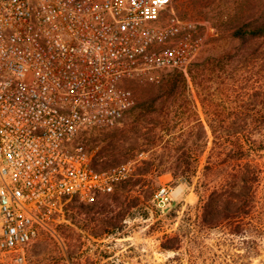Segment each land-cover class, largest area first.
<instances>
[{
    "label": "built area",
    "instance_id": "built-area-1",
    "mask_svg": "<svg viewBox=\"0 0 264 264\" xmlns=\"http://www.w3.org/2000/svg\"><path fill=\"white\" fill-rule=\"evenodd\" d=\"M170 4L0 0V264H25L64 201L93 205L134 176L135 162L102 167L81 138L135 105L129 82L186 72L205 49L213 30ZM172 196L162 186L152 202Z\"/></svg>",
    "mask_w": 264,
    "mask_h": 264
},
{
    "label": "rangeland",
    "instance_id": "rangeland-1",
    "mask_svg": "<svg viewBox=\"0 0 264 264\" xmlns=\"http://www.w3.org/2000/svg\"><path fill=\"white\" fill-rule=\"evenodd\" d=\"M261 4L262 0H171L168 12L181 19L206 24L200 27V31L206 28L213 30L205 49L191 63L194 65L202 63L208 57L232 53L240 44L232 36L234 28L243 19L256 16ZM189 68L190 66L186 72H182L187 79L188 88H180L178 91L170 118H201L204 121L206 117L201 107L204 93L192 83ZM174 72L162 73L160 81ZM160 84L131 81L127 86L134 93L135 104H140L156 97ZM205 84L209 86L211 93H217V84L213 80ZM260 88L253 91L248 88L246 94H261L264 83ZM244 92L246 91L239 87L229 99L235 100L239 93ZM247 97L245 95L244 99L247 100ZM242 98L237 99L240 105H243ZM188 100L195 101L196 110L190 108L186 103ZM224 100L228 102L223 95L215 98L217 104L225 106L219 109H226L220 117H235L229 115L227 109L230 105L223 103ZM254 100L257 106L252 107L253 112L248 116L264 118V102L260 98ZM132 113L126 112L111 128L90 130L82 136L81 141L100 166L108 167L132 161L135 162L136 172L143 167L142 161L152 157L159 164L164 150L141 146L142 141L136 139L133 132L143 124L136 122ZM149 118L156 117L153 113ZM262 133L264 134V129ZM178 135L179 132H173L171 137ZM210 146L211 143L207 151ZM139 154L142 156L139 157ZM260 156V163L263 164L264 151ZM172 165V162H167L161 172H155L150 179L153 191L166 186L173 192L172 200L164 208L156 207L150 199L145 208L132 211L133 215L125 219L120 231L98 237L95 235L94 222L90 220L94 209L91 210V206H81L78 202L69 203L59 219L52 224L53 232H43L31 243L25 264H264V212L244 219L245 232L237 236L229 234L222 227L208 230L196 227L199 215L197 178L190 183L184 178L174 179L167 170ZM259 196L264 198V180ZM175 235L181 237L178 251L163 249L165 238Z\"/></svg>",
    "mask_w": 264,
    "mask_h": 264
},
{
    "label": "trees",
    "instance_id": "trees-1",
    "mask_svg": "<svg viewBox=\"0 0 264 264\" xmlns=\"http://www.w3.org/2000/svg\"><path fill=\"white\" fill-rule=\"evenodd\" d=\"M232 36L240 42L232 53L208 57L189 68L192 83L204 93L201 100L204 121L201 118H170L178 91L188 88L186 77L177 70L158 82L161 84L156 97L135 104L127 111H132L136 122L143 124L133 132L136 139L142 141L141 146L159 147L164 153L159 164L153 157L142 161L143 167L138 168L133 177L90 205L91 210L94 209L90 220L94 222L96 236L120 231L134 209L146 207L155 192L150 179L169 161L174 165L167 170L174 179L184 178L190 183L197 178L199 215L196 227L207 230L222 227L237 236L245 232L244 219L264 212V198L259 196L264 180V163H260V153L264 151V118L248 116L253 112L252 107L257 106L255 98L264 102V91L259 95L246 94L248 88L251 91L261 89L264 83V0L256 16L243 19ZM212 80L217 84L215 94L205 84ZM239 87L246 92L230 100ZM218 95L227 98L228 102L224 100L223 103L230 105L227 111L235 117H220L226 109H219L225 106L215 102ZM239 97H243V105L238 104ZM186 103L196 110L194 100ZM153 113L156 118H149ZM173 132L179 135L171 137ZM204 155L205 161L200 168ZM72 202L76 201H64L63 209ZM180 244L181 237L175 235L166 237L162 248L176 252Z\"/></svg>",
    "mask_w": 264,
    "mask_h": 264
},
{
    "label": "bare ground",
    "instance_id": "bare-ground-1",
    "mask_svg": "<svg viewBox=\"0 0 264 264\" xmlns=\"http://www.w3.org/2000/svg\"><path fill=\"white\" fill-rule=\"evenodd\" d=\"M177 191H179V190H177Z\"/></svg>",
    "mask_w": 264,
    "mask_h": 264
}]
</instances>
